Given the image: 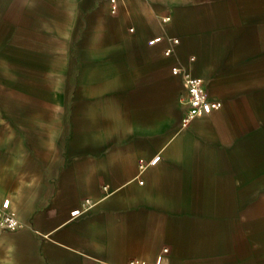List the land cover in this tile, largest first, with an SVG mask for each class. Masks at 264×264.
Returning <instances> with one entry per match:
<instances>
[{"label": "crops", "instance_id": "0c3cea01", "mask_svg": "<svg viewBox=\"0 0 264 264\" xmlns=\"http://www.w3.org/2000/svg\"><path fill=\"white\" fill-rule=\"evenodd\" d=\"M8 26L41 46L0 54V264H264V0H0ZM176 64L222 101L187 127Z\"/></svg>", "mask_w": 264, "mask_h": 264}, {"label": "built area", "instance_id": "2783aa9c", "mask_svg": "<svg viewBox=\"0 0 264 264\" xmlns=\"http://www.w3.org/2000/svg\"><path fill=\"white\" fill-rule=\"evenodd\" d=\"M112 11H117V4L115 2L112 4ZM130 30H133V27H130ZM170 41L175 44L179 41V39L177 37H171ZM172 50L173 48L169 47L166 49L165 53L170 54ZM172 71L182 75L185 85L183 101L186 105V108L182 118V127H187L196 117L208 114L212 110L222 106V101L218 99H212L210 97L206 87L205 79L203 77L192 74L188 69L178 64L172 67ZM153 162L154 161L140 159V167L144 168ZM21 226H23V223L11 210H9L6 206H0V227L12 230ZM168 249L169 248L166 246L163 248V251L167 252ZM125 264L147 263L136 258H132Z\"/></svg>", "mask_w": 264, "mask_h": 264}, {"label": "rangeland", "instance_id": "374dc122", "mask_svg": "<svg viewBox=\"0 0 264 264\" xmlns=\"http://www.w3.org/2000/svg\"><path fill=\"white\" fill-rule=\"evenodd\" d=\"M15 29L16 28L12 26H8L6 28V42L5 44L0 45V54L7 58V67H11L14 64V57H16L19 53L22 52L30 54L33 49L36 50V48L41 46V42H36V35H34L33 38L29 35L30 32L27 27H24L23 29V38L18 35V33L16 34Z\"/></svg>", "mask_w": 264, "mask_h": 264}]
</instances>
